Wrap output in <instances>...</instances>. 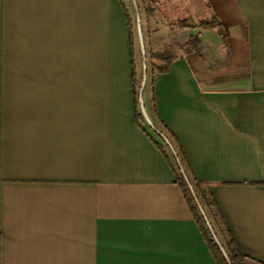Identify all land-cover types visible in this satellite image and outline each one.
Returning a JSON list of instances; mask_svg holds the SVG:
<instances>
[{
  "label": "crops",
  "instance_id": "1",
  "mask_svg": "<svg viewBox=\"0 0 264 264\" xmlns=\"http://www.w3.org/2000/svg\"><path fill=\"white\" fill-rule=\"evenodd\" d=\"M138 1L148 115L264 264V0ZM131 18L128 0H0V264H217L138 122Z\"/></svg>",
  "mask_w": 264,
  "mask_h": 264
},
{
  "label": "trees",
  "instance_id": "2",
  "mask_svg": "<svg viewBox=\"0 0 264 264\" xmlns=\"http://www.w3.org/2000/svg\"><path fill=\"white\" fill-rule=\"evenodd\" d=\"M145 4V11L148 15H152L155 5V0H142ZM177 25L180 27H189L186 21H178ZM202 27H216L218 32L223 35L221 25L212 18L211 21L201 22ZM130 29H132V24L130 20ZM132 35V51H133V32ZM193 41V38L191 39ZM152 63L155 65L156 60L168 61L163 55L153 53L151 54ZM135 62H133V78L135 90L138 88V81L136 79ZM138 95L136 90V103H137V119L138 122H145L142 116L139 105H138ZM162 128L154 125V134L158 137L155 140V144L164 153L171 163L175 175L176 183L180 186L189 209L196 220L198 226L200 227L206 242L208 244L209 250L212 253L217 264H244L245 257L239 251L236 242L228 230L225 220L220 212L218 205L216 204L211 192L205 186L203 182H199L191 172L188 160L180 146L178 138L173 132H171L167 126L161 122ZM168 152L170 155H168ZM208 217L214 234L219 242H217L214 234L209 228V225L203 214ZM220 243V244H219Z\"/></svg>",
  "mask_w": 264,
  "mask_h": 264
},
{
  "label": "water",
  "instance_id": "3",
  "mask_svg": "<svg viewBox=\"0 0 264 264\" xmlns=\"http://www.w3.org/2000/svg\"><path fill=\"white\" fill-rule=\"evenodd\" d=\"M136 8H137V33H138V38H139L140 47H141V51H142L143 63H144V71H143L142 83H141L140 90H139V107H140L141 114L144 117V119L147 122V124L153 130H155L154 129V125H153V123H152V121H151V119H150V117L148 115V112L146 110L145 103H144V88H145L146 78H147L146 50H145V42H144V36H143V30H142L141 17H140V12L138 10L137 5H136ZM203 214H204L205 219H206V221H207V223L209 225L210 230L214 234L212 225H211L208 217L204 213V211H203ZM214 237L216 238L215 234H214ZM216 240H217V242H219L217 238H216Z\"/></svg>",
  "mask_w": 264,
  "mask_h": 264
},
{
  "label": "rangeland",
  "instance_id": "4",
  "mask_svg": "<svg viewBox=\"0 0 264 264\" xmlns=\"http://www.w3.org/2000/svg\"><path fill=\"white\" fill-rule=\"evenodd\" d=\"M133 0H128L129 2V6L131 8V11H132V18H131V22H132V29H133V34H134V40L137 41L138 40V33H137V12H136V9L134 8V5H133ZM137 1V4H138V7L140 8V5H139V1ZM142 23V22H141ZM139 89H140V81H138V93H139ZM146 126V124L144 125Z\"/></svg>",
  "mask_w": 264,
  "mask_h": 264
}]
</instances>
